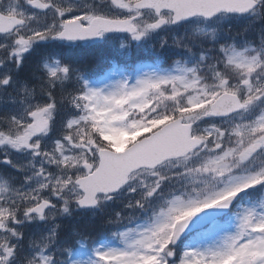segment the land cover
Instances as JSON below:
<instances>
[{"label":"snow or ice","instance_id":"1","mask_svg":"<svg viewBox=\"0 0 264 264\" xmlns=\"http://www.w3.org/2000/svg\"><path fill=\"white\" fill-rule=\"evenodd\" d=\"M0 264H264V0H0Z\"/></svg>","mask_w":264,"mask_h":264}]
</instances>
